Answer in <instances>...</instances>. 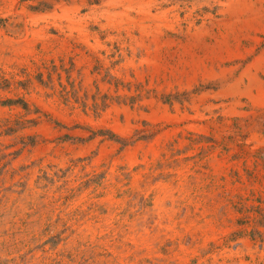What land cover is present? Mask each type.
Wrapping results in <instances>:
<instances>
[{
	"label": "rangeland",
	"instance_id": "1",
	"mask_svg": "<svg viewBox=\"0 0 264 264\" xmlns=\"http://www.w3.org/2000/svg\"><path fill=\"white\" fill-rule=\"evenodd\" d=\"M0 264H264V0H0Z\"/></svg>",
	"mask_w": 264,
	"mask_h": 264
}]
</instances>
